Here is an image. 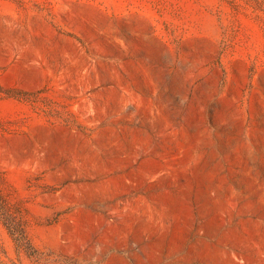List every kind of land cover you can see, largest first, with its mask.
Segmentation results:
<instances>
[{"label":"rangeland","instance_id":"1","mask_svg":"<svg viewBox=\"0 0 264 264\" xmlns=\"http://www.w3.org/2000/svg\"><path fill=\"white\" fill-rule=\"evenodd\" d=\"M245 6L0 0V194L31 244L0 217V264H264Z\"/></svg>","mask_w":264,"mask_h":264},{"label":"trees","instance_id":"2","mask_svg":"<svg viewBox=\"0 0 264 264\" xmlns=\"http://www.w3.org/2000/svg\"><path fill=\"white\" fill-rule=\"evenodd\" d=\"M222 2L228 3L234 12L239 13L241 8L245 5L250 6L253 9V12L257 16H260L258 11L264 12V0H220ZM244 1V5L241 3ZM246 7V6H245ZM0 217L4 221L5 225L9 229L11 235L13 236L17 246L19 248L28 251L31 248L30 241L27 237V234L24 230L22 222L18 220L16 215L11 211L8 201L0 194Z\"/></svg>","mask_w":264,"mask_h":264}]
</instances>
